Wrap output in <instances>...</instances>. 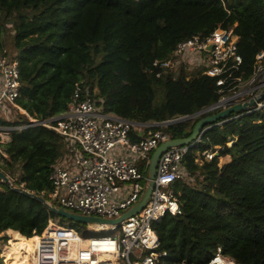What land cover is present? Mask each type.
<instances>
[{
	"label": "trees",
	"instance_id": "trees-1",
	"mask_svg": "<svg viewBox=\"0 0 264 264\" xmlns=\"http://www.w3.org/2000/svg\"><path fill=\"white\" fill-rule=\"evenodd\" d=\"M217 26L233 29L250 73L264 51V0H0V50L18 59V103L36 118L65 111L80 81L105 112L137 122L209 106L219 98L215 79L156 78L144 69L179 41ZM200 118L161 129L172 139L188 137ZM26 121L19 114L16 124ZM0 124L10 122L0 117ZM214 146H220L216 156L195 162V151ZM0 151V168L13 186L49 200L52 167L68 154L61 137L43 126L14 130ZM182 164L190 177L173 183L181 214L153 225L157 250L166 253L159 264H206L217 248L236 264H264V112L213 125ZM51 219L82 238L106 234L51 213L0 179V234L12 229L30 238Z\"/></svg>",
	"mask_w": 264,
	"mask_h": 264
},
{
	"label": "built area",
	"instance_id": "built-area-1",
	"mask_svg": "<svg viewBox=\"0 0 264 264\" xmlns=\"http://www.w3.org/2000/svg\"><path fill=\"white\" fill-rule=\"evenodd\" d=\"M144 71L156 78H177L182 73L187 79L206 75L215 79L219 98L193 114L160 122H137L105 112L80 81L75 83L65 111L36 118L18 103L21 95L18 59L0 50V117L10 122L0 124V141L8 142L11 131L34 126L56 132L68 154L52 167L49 180L53 189L47 201L79 215L115 219L140 200L147 187L153 151L172 139L161 127L212 115L233 105L245 106L242 112L204 126L190 144L165 150L159 157L154 187L144 207L118 224H98L99 229L92 228L106 234L83 238L86 246L80 245L82 237L74 229L62 227L57 219L49 220L37 235L34 264H159L166 253L157 250L159 241L153 225L166 214H181L173 183L190 177L182 164L186 155L203 143L206 131L213 125L264 112V51L255 55L251 72L246 73L232 28L217 26L207 35L198 33L181 40L167 57L154 59ZM19 114L27 121L16 124ZM145 130L147 135L133 140L135 134L142 135ZM219 149L220 146H214L195 151V162L211 160ZM0 262L5 264L3 250ZM206 264L236 263L217 248Z\"/></svg>",
	"mask_w": 264,
	"mask_h": 264
},
{
	"label": "water",
	"instance_id": "water-1",
	"mask_svg": "<svg viewBox=\"0 0 264 264\" xmlns=\"http://www.w3.org/2000/svg\"><path fill=\"white\" fill-rule=\"evenodd\" d=\"M245 110L244 105H233L225 110H222L220 112H217L212 115L204 116L200 118L197 123L195 124L191 134L188 137L184 138H177V139H170L162 144H160L152 153L150 163H149V169H148V183L147 187L141 196L140 200L129 210H127L125 213H123L120 217L115 219H102V218H96L92 216H85V215H79L77 213L69 212L64 210L62 207L56 206L54 204H50L46 199H44L41 195H38L32 191H29L23 187H15L11 183L9 177L0 170V179L4 183L8 184L13 189L32 197L42 204H44L47 209L51 212L56 214L59 217H64L66 219L76 221L79 223H85L87 225H93V224H118L123 219H125L128 216H131L135 213H137L139 210H141L144 205L146 204V201L148 197L150 196V193L152 191V188L154 187V177L156 174V167L159 160L160 155L167 149H169L172 146H181L190 144L195 140V138L198 136L200 131L204 128L206 125L214 124L215 122L219 120L226 119L228 116H230L231 113H239Z\"/></svg>",
	"mask_w": 264,
	"mask_h": 264
},
{
	"label": "bare ground",
	"instance_id": "bare-ground-1",
	"mask_svg": "<svg viewBox=\"0 0 264 264\" xmlns=\"http://www.w3.org/2000/svg\"><path fill=\"white\" fill-rule=\"evenodd\" d=\"M9 235L12 238L21 239L22 241H25L26 243L25 249L27 250V252L26 254L22 255L18 250L12 248L10 245H7L3 250L4 255L6 257H9L10 259H13L12 264L13 263L15 264H34L35 262L34 249L38 241L37 235L32 236L30 238H26V239L25 237L20 236L19 233L16 231H9ZM80 245L82 247L86 246L87 245L86 239L81 238Z\"/></svg>",
	"mask_w": 264,
	"mask_h": 264
},
{
	"label": "rangeland",
	"instance_id": "rangeland-1",
	"mask_svg": "<svg viewBox=\"0 0 264 264\" xmlns=\"http://www.w3.org/2000/svg\"><path fill=\"white\" fill-rule=\"evenodd\" d=\"M8 25V27H10V24H7ZM222 163V159H220L219 160V164H221ZM17 172L18 171H16V173H15V175L13 176L14 177V179H15V177H17ZM12 179V178H11ZM60 224V223H59ZM92 228H95V229H99L100 227H99V225H88V230H90V231H94V230H92ZM5 236H6V238L4 237V235L2 236V233L0 234V250H4V248L8 245V235L5 233ZM18 241H22V240H15V242L13 243L14 245L13 246H15V247H13L12 245H10L12 248H16L17 250H19V248L21 249H23V248H25V246L23 245V244H20V243H18ZM25 242V241H24ZM21 251V250H20ZM26 252H27V250L25 249V252H23V251H21L20 253L23 255V254H26ZM6 259V258H5ZM8 259V258H7ZM5 264H6V261H5ZM7 264H12V261H10V259H9V262H7Z\"/></svg>",
	"mask_w": 264,
	"mask_h": 264
},
{
	"label": "crops",
	"instance_id": "crops-1",
	"mask_svg": "<svg viewBox=\"0 0 264 264\" xmlns=\"http://www.w3.org/2000/svg\"><path fill=\"white\" fill-rule=\"evenodd\" d=\"M9 231H15V230H12V229H8L5 233L8 235V237H9V241H8V245H14L13 243L15 242V240H21V239H15V238H12L10 235H9ZM17 232V231H16ZM5 233H2V236L3 235H5ZM19 235L20 236H22V237H24L23 235H21L20 233H19ZM25 239H26V237H25ZM13 247H15V246H13ZM15 249V248H14ZM17 250V249H16ZM19 251V250H18ZM20 252V251H19ZM5 256V255H4ZM6 257V256H5ZM6 258H8V259H10L9 257H6ZM10 261H12L13 262V259H10ZM13 264H15V263H13Z\"/></svg>",
	"mask_w": 264,
	"mask_h": 264
}]
</instances>
